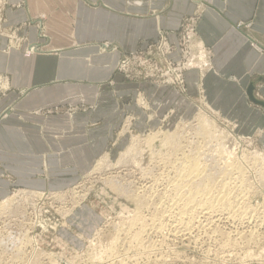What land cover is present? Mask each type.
<instances>
[{"label": "crops", "instance_id": "crops-1", "mask_svg": "<svg viewBox=\"0 0 264 264\" xmlns=\"http://www.w3.org/2000/svg\"><path fill=\"white\" fill-rule=\"evenodd\" d=\"M5 1L2 26L19 25L25 41L36 44L42 19L47 37L41 52L26 56L21 48L27 42L9 48L0 35V197L16 188L74 187L97 160L125 150L129 135L117 133L124 118L134 115L131 129L142 131L164 114L189 115L198 92L239 133H259L264 152V0ZM195 17V36L210 52V69L205 75L185 71L184 93L127 80L117 71L123 54L143 50L159 32L178 48L179 33ZM140 96L145 107L137 103ZM80 103L89 108L53 111ZM75 212L84 218H70L67 225L82 239L96 219L85 207Z\"/></svg>", "mask_w": 264, "mask_h": 264}, {"label": "rangeland", "instance_id": "rangeland-1", "mask_svg": "<svg viewBox=\"0 0 264 264\" xmlns=\"http://www.w3.org/2000/svg\"><path fill=\"white\" fill-rule=\"evenodd\" d=\"M5 2V0H0V35L6 38V43L9 48L14 46L16 49H19L22 47L23 41H25L26 38H23L22 35L19 34V25L7 27L2 26V20L4 19L1 15L2 9L6 6ZM196 19L197 18L195 17L191 22V27H189L188 31L185 33H179L177 40L178 48H174V45L168 41L165 33L159 32L158 38L154 41H150L147 47L143 50H136L123 54L118 62L117 71L127 80L146 81L159 87L171 86L178 90V92L184 93L186 88L184 78L185 71L189 70L191 66H194L192 68H195L199 74H201L200 70L202 65V69L205 70V72L209 70L207 69L206 71V65H208V63H199L198 44L201 43L195 36L194 23ZM41 21L42 19L37 20L36 22L40 43L44 42L47 37L42 30L43 27L40 24ZM188 36L190 38H187ZM40 43L35 44L27 42L25 47L21 48V50H23L25 55L26 53L30 55L33 53L31 51L34 48H31V46H35L38 49L37 52H41V48H39ZM107 48H109L108 44L103 47V50ZM205 50L209 59L210 52L208 49ZM34 53H36V51ZM176 76L182 80L181 84L177 81ZM136 99L140 106L145 107L146 104H142L144 103V100L141 96ZM194 99L196 102L195 112L184 116L177 113L164 114L160 119H157L151 127H146L142 131L136 130L135 128H133V130L131 129V122L133 124L136 120L134 115L124 118L122 124L124 128H118L117 133L120 131L124 133V131H126L129 135V142L125 150L120 152L115 158H111L112 155L109 154L108 156V154H106L104 158L97 160L98 163L96 162L97 165L95 168H98H94V171H90L89 174L74 187L62 191H39L16 188L12 190L15 191L14 194L11 195V191V193L6 196L0 197V238H2L3 241L5 240V247L7 248L5 251L2 248V251L0 252V263L26 264V262L31 261V263L34 262L37 264H51L50 261H52L53 258L58 261V264H89L87 262L88 256L93 252L92 248L94 247H89L88 245L89 240L96 237L94 236L95 229L102 232L100 233L102 236H97L98 239L94 240L97 242L96 244H98L99 240H102L103 243H107L111 237H113L112 235L114 232L111 226V221H118L117 215L119 212L128 215L134 210L135 206L131 200V194L129 195V193H133L134 191L137 192V190L140 191V187L147 186L150 183L152 184L155 181L153 179H156L157 181L161 175L171 169L170 166L175 155L170 156V147L162 145L161 140L164 137L163 134L173 133L176 137H179L182 142L184 139L190 138L195 141L197 135L194 134V128L198 126V114L204 115L209 121L214 122L220 130L228 134L226 145H228L229 150L233 152V155L240 157L241 154L245 152L247 156V159L243 162L245 169L251 167V159L249 160L248 156L254 154V151H260L264 155V152L260 150L257 144L259 133H257V136L256 134L244 135L239 133L236 124L233 121H229L218 113L207 109L199 92ZM88 108L89 106L83 103L75 105L67 104V106L54 108L53 111L63 110L65 113H71L75 110H86ZM146 122H149L147 117ZM184 143L185 142L182 144ZM123 152H126L127 155ZM177 154V157H180V151ZM110 179L113 180L112 182L115 184L118 182L116 187L111 188V185L109 186L108 181L111 182ZM114 179L117 181L115 182ZM118 184L119 186H122H120L122 190L117 186ZM262 186V191L264 192V184H262ZM251 189L249 190L250 193H248L249 204L254 207H259L260 211L264 213V197L262 198L264 193L259 189H252L254 192H251ZM42 192L50 193L43 194ZM127 194L130 198H128ZM1 201H5V204L3 203L2 205ZM6 201L8 205H6ZM82 207L89 210L96 220L94 222L95 228H93V231L89 233L88 236L78 239L76 235L69 232L70 230L67 222L70 218L77 221L84 218L82 212H80V214L75 212ZM66 212L68 213L67 215ZM245 219L246 218L240 219L241 223L239 224L230 219H224L219 224L223 230L225 229L224 231H231V234H234L236 229L239 231L242 230V228L243 230L245 228L247 229L246 224H249L247 223L248 219ZM252 225L253 224L251 223L249 226L251 227ZM257 228L260 229H257L256 233H260H258L256 238L253 236V240L249 239L248 236H245L246 239L244 236V239L240 236V240L238 239L239 243L235 245L237 246L239 244L234 248L235 251L229 250L230 252H228H233L236 255L233 254L234 256H228L227 261L229 263L227 262L225 264H240V262L241 264H264L263 260L257 259V261L256 259H252L253 254L255 256V254L258 253L257 251H260L262 247L264 248V225ZM197 229L193 231L192 235H190L191 237L187 236L188 238L190 237L189 241L190 239L192 241L200 236L198 240H194L195 245L193 241H187L186 239L188 238L186 236H180L177 239L171 236V239L169 238V241H166L167 246H165L174 249L169 256L165 254V257H168L166 261H163L162 259L157 260L159 256L150 257V259L146 261L144 258L145 254H143L142 257L138 256L137 258H134V256L133 259H130L133 262L129 261L128 263L134 264L136 259L140 264H208V261L210 262L209 264H219V261L217 262L214 258L221 257L217 252V249L219 248L218 246L221 245V241L219 242L216 239L214 240V238L208 237L209 235L207 234L209 233H206L207 231L204 232L205 229ZM31 235L38 236L40 240L38 248L40 251L36 248L37 246L33 247L28 245L25 249L22 246L21 259L25 262H16L15 247H13V244L10 247V240L15 237L30 239L32 238L30 237ZM258 237L259 239H257ZM69 238L72 240V243L65 240ZM232 238H235V236H232ZM154 239L156 238L154 237ZM203 239L206 241L208 240L209 242H206ZM245 243L247 245H245ZM166 247L164 248L166 249ZM34 248H36V255L33 257ZM208 249L211 250L210 254L205 251ZM128 250L132 252L131 254L137 253V251L134 252L131 249H120L119 252L122 254V257L124 255V260H127V256L130 254ZM248 250H250V252ZM243 251L245 252L243 253ZM43 253L48 254L49 257ZM244 254L251 255V260H249L247 256L243 257ZM40 257H48V262L45 263ZM140 258H143L145 261ZM239 259L245 260L242 262L239 261ZM260 261H262V263H260Z\"/></svg>", "mask_w": 264, "mask_h": 264}, {"label": "bare ground", "instance_id": "bare-ground-1", "mask_svg": "<svg viewBox=\"0 0 264 264\" xmlns=\"http://www.w3.org/2000/svg\"><path fill=\"white\" fill-rule=\"evenodd\" d=\"M198 48V58H200L199 63H208V65H206L207 71V69H210V63L207 57L208 54L206 53L204 46L201 44L198 45ZM37 50L38 49L34 47L31 52H37ZM192 67L194 66H191V68ZM202 67L201 75L205 73V70H203ZM176 79L180 84L182 83V80L178 76H176ZM207 109L209 110V108ZM197 120L198 126L194 128V134L197 135L195 141L191 140V138L184 139L183 142L185 143L182 144L183 142L180 141V138L176 137L173 133L163 134L164 137L161 140L162 145L170 147V156L175 155L170 166L171 169L161 175L157 181L156 179H153L155 180L153 182L154 184L150 183L147 186H143L144 188L140 187L141 190H137V192L134 191V194L129 193V195L131 194L130 197L135 206L134 210L128 215L119 212L117 215L118 221H111V226L114 232L112 235L113 237H111L107 243H103L102 240H99L98 244H96L97 242L94 240L98 239L97 236H100V233L102 232L95 229L94 236L96 237L90 239L88 245L89 247H94L92 248L93 252L90 255L88 254L87 262L89 264H129L128 262L131 261L130 259H133L134 256V258H137L138 256L142 257L143 254H145L144 258L146 261H148L150 257L156 256H159L157 260L162 259L163 261H166L168 257H165V254L169 256V254H172V251H174L171 246H169L171 248L166 247V241H169L168 239L171 236L176 239L180 236H190L197 228H200L201 230L205 229L204 232L207 231L206 233H209L207 234L209 235L208 237L214 238V240L216 239L219 242L221 241V245L218 246L219 248H216L221 257L217 256L218 258H214V260H217V262L219 261V264H225L228 262V256L233 254L236 255L232 251V253L228 252H230L229 250L235 251L234 248L239 245L235 246L239 243L238 239L240 240V236L242 238L243 236L244 238L245 236H248L249 239L253 240V236L256 238L258 233H260H256V231L258 229L257 227L264 225V213L260 211L259 207H254L249 204L248 193H250L249 190L251 188L262 191V184H264L263 153L260 151H254V154H250L251 156L249 155L248 159H251L250 165L252 168L249 167V169H245L243 162H245L247 156L245 152H243L240 157L233 155V152H231L228 145H226L228 134L220 130L214 122L209 121L204 115L198 114ZM179 151L180 157H177ZM126 152L123 153L127 155ZM112 181L113 180H111V182L108 181V184L109 186L111 185V188H114L118 182H116L117 180L115 179L114 181L116 184ZM117 186H119V184ZM120 186L119 188L121 189L122 186ZM252 189L251 192L253 191ZM129 195L128 198H130ZM263 197L264 196H262V198ZM1 203L3 205V203L5 204V201H1ZM6 205H8L7 201ZM67 214L68 213L66 212V215ZM242 218L248 219L247 223L249 225L252 223L253 225L250 227L246 224L247 229L245 228L243 230L242 228L240 231L236 229L234 234H231V231H224L225 229L223 230L219 224L224 219H230L239 224L241 223L240 219ZM232 236H235V238H232ZM154 237L156 239H154ZM199 237L200 236H198V238ZM189 238L186 240L189 241ZM198 238L196 237L194 240H198ZM257 239H259V237ZM194 240H192L193 243ZM5 243V240L3 241V239L0 238V252L2 251V248L4 251L7 250ZM12 244L13 247H15L16 262H25L21 259L22 246L24 249L28 245L33 247L37 246L36 248L40 251L38 248L39 244L34 238L25 239L15 237L10 240V247ZM245 245L247 244L245 243ZM164 247H166V249ZM124 248L131 249L134 252L137 251V253L131 254L132 252L128 250L131 255L128 253L127 260H124V255L122 257V254L119 252L120 249ZM205 251L209 254L211 253L210 249ZM248 251L250 252V250ZM244 252L245 251H243V253ZM257 252L258 253H256L255 256L253 254L252 259H259L264 262V248L262 247L261 250ZM45 255L48 256V254ZM246 256L251 260V255H243V257ZM141 260L144 259L142 258ZM244 260L239 259V261L242 262H244ZM50 263L58 264V261L52 258ZM137 263L139 262L135 259L134 264ZM207 263L209 264L210 262L208 261ZM260 263H262V261H260ZM26 264L37 263H31V261H29L26 262Z\"/></svg>", "mask_w": 264, "mask_h": 264}, {"label": "built area", "instance_id": "built-area-1", "mask_svg": "<svg viewBox=\"0 0 264 264\" xmlns=\"http://www.w3.org/2000/svg\"><path fill=\"white\" fill-rule=\"evenodd\" d=\"M192 27H193V26H192ZM191 30L193 31L192 28H191ZM187 38H190V37L188 36ZM31 47H35V46H31ZM29 48H30V47H29ZM36 49H37V47H36ZM25 53H26V52H25ZM33 53H34V52H33ZM33 53H32V54H33ZM27 54H28V53H26V55H27ZM28 55H29V54H28ZM28 55H27V56H28ZM16 191H17V190H16ZM14 192H15V191H12L11 195L14 194ZM42 193H43V194H49L50 192H42ZM30 237L34 238L38 243L40 242L38 236L31 235ZM33 253H34V254H33V257H34V256L36 255V250H35V249H34ZM40 259H41V260L43 259L45 263L48 262V260H47L45 257H40ZM0 264H3V263H0Z\"/></svg>", "mask_w": 264, "mask_h": 264}, {"label": "water", "instance_id": "water-1", "mask_svg": "<svg viewBox=\"0 0 264 264\" xmlns=\"http://www.w3.org/2000/svg\"><path fill=\"white\" fill-rule=\"evenodd\" d=\"M250 90H251V89H250ZM250 90L248 91V92H249V95H250L251 98H253Z\"/></svg>", "mask_w": 264, "mask_h": 264}]
</instances>
